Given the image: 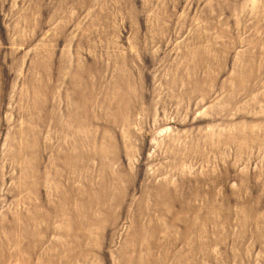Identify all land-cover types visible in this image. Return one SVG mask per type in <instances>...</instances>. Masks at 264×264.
<instances>
[{"label":"rangeland","instance_id":"1","mask_svg":"<svg viewBox=\"0 0 264 264\" xmlns=\"http://www.w3.org/2000/svg\"><path fill=\"white\" fill-rule=\"evenodd\" d=\"M0 264H264V0H0Z\"/></svg>","mask_w":264,"mask_h":264}]
</instances>
